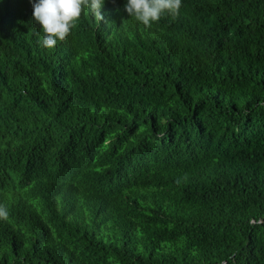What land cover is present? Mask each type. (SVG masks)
<instances>
[{
  "label": "trees",
  "instance_id": "16d2710c",
  "mask_svg": "<svg viewBox=\"0 0 264 264\" xmlns=\"http://www.w3.org/2000/svg\"><path fill=\"white\" fill-rule=\"evenodd\" d=\"M0 0V264H264V0H127L41 46Z\"/></svg>",
  "mask_w": 264,
  "mask_h": 264
},
{
  "label": "clouds",
  "instance_id": "9594fccd",
  "mask_svg": "<svg viewBox=\"0 0 264 264\" xmlns=\"http://www.w3.org/2000/svg\"><path fill=\"white\" fill-rule=\"evenodd\" d=\"M104 4L105 0H34L29 8H33V17L41 26V46L54 49L65 42L89 8L95 20L101 22ZM182 7V0H127L125 4L130 16L147 28L165 17L178 19ZM8 215L6 207L0 204V218L7 219Z\"/></svg>",
  "mask_w": 264,
  "mask_h": 264
}]
</instances>
